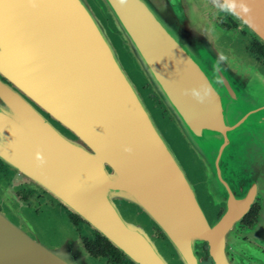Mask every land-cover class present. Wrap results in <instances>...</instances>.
I'll list each match as a JSON object with an SVG mask.
<instances>
[{
    "label": "water",
    "instance_id": "1",
    "mask_svg": "<svg viewBox=\"0 0 264 264\" xmlns=\"http://www.w3.org/2000/svg\"><path fill=\"white\" fill-rule=\"evenodd\" d=\"M236 2L249 12L231 14L264 45V0ZM192 9L189 0H0V159L135 264H196L202 242L211 264H233L225 244L255 196L246 235L264 248V67ZM201 82L212 88L207 102L183 94ZM156 114L193 158L195 180ZM202 203L224 214L212 224ZM0 264L98 262L64 208L36 215L0 185Z\"/></svg>",
    "mask_w": 264,
    "mask_h": 264
},
{
    "label": "flooded vegetation",
    "instance_id": "2",
    "mask_svg": "<svg viewBox=\"0 0 264 264\" xmlns=\"http://www.w3.org/2000/svg\"><path fill=\"white\" fill-rule=\"evenodd\" d=\"M227 19H229L227 17ZM224 25V24H223ZM3 81H5L4 78H2ZM151 97H150V96ZM148 96L152 99L153 106L158 107L159 103L158 101L152 97L151 94ZM39 112L42 113V115L52 123V125L56 126L58 123L54 120H52L47 113H44L39 110ZM161 113H163V110H161ZM67 131V130H66ZM15 177V180H13ZM12 181L16 182L14 195L23 203H25L27 206L31 207V210L35 213H39L40 207L47 205L50 207H59L63 206L51 193H49L46 189L40 188V187H31L29 183L26 185V181L23 179V175L17 172L14 168L6 164L4 161L0 159V184L5 189L7 186H11ZM25 182V183H24ZM120 205V203H119ZM259 206H260V198L258 196H255L252 200L249 209L243 213V215L237 220L235 223V226L231 229L233 231L231 239H227V243L225 244V250L228 256V259L233 264H240V262L243 260L244 256H254L255 258H259L260 264H264V248L255 247L249 243V238H247L244 235V232L251 228L258 217L259 213ZM66 213L69 215L72 212L63 206ZM131 211L135 218H137V222H139L140 226L144 228L150 238H153L154 240L158 241L162 244L165 252L170 253L172 255V252L170 250L169 244L165 241L167 240L165 235L160 231V229L155 225L154 221L140 208H138L136 205H131ZM209 212V214H208ZM208 212H204L206 218L209 220L210 223H215L217 220L220 219V217L224 214V208L222 206H219L216 211L212 212L209 208ZM74 214V213H73ZM73 225L76 227L79 236L87 233L90 234L94 230L91 226L87 224V222L80 219H71ZM81 225H84L86 228V231L81 230ZM80 238V237H79ZM107 240V239H106ZM208 244L207 242H202L201 248L198 250V256L196 264L200 262L199 260V254L201 253L202 256H204L205 261H207V264H211L208 258L207 254ZM119 250V249H118ZM121 252V250H119ZM206 254V256H205ZM241 254V255H240ZM122 260L124 261L123 264H135L131 260H129L122 252H121ZM242 258V259H241ZM98 259V257L96 258ZM101 261L103 264H109V262L106 259L101 258Z\"/></svg>",
    "mask_w": 264,
    "mask_h": 264
},
{
    "label": "rangeland",
    "instance_id": "3",
    "mask_svg": "<svg viewBox=\"0 0 264 264\" xmlns=\"http://www.w3.org/2000/svg\"><path fill=\"white\" fill-rule=\"evenodd\" d=\"M189 3L191 4V7L193 8L192 10L194 12V15L198 20L206 21V22H209L211 24H214V25H216V26H218V27H220L226 31L228 30V31L232 32L236 36L241 34L242 30H244V29H245L244 31H247V29L245 27H243L242 23L236 17H234L230 12L229 13L233 16V18L231 17V18L227 19V16L224 14V11H221V8L224 6L220 2V0H189ZM101 18L102 17H100V19ZM101 20L104 22L103 19H101ZM227 23H228L229 28L226 27ZM241 35H243L244 37H247V35H245V34H241ZM114 42H116V40ZM116 45H118V44H116ZM120 59L122 60L125 68H127L128 70H130V72H132L131 67L129 68L128 61L125 59V55H120ZM142 87L146 88L147 85L143 84ZM149 94H151L152 97H154L156 99V97L154 96V94L151 90L147 91V96ZM151 101H152V99H151ZM152 105H153V102H152ZM153 107H155V106H153ZM158 107H160V105ZM161 110H163V109L161 108ZM155 117H156L157 123H159V125L161 126L163 131L167 134L166 137L169 140V143L171 144V146L173 147L177 157L180 159L181 163L183 164L185 171L187 172L189 178H191L192 180H195V178L198 176V173L196 174L197 169L194 168V166L192 165V164H194L193 158L191 156H188L187 153L182 150V146L179 145V143L177 141L174 142L173 135L169 134L170 131L168 129H166V127H165L166 125L164 124L165 122L163 121L162 117H160L158 114H156ZM13 180H15V177ZM16 185H17L16 182L12 181L11 186H7V188H6V194L12 195L14 198L19 200L14 195ZM26 185H27V183H26ZM258 197L260 198V203H261V197L260 196H258ZM202 205H203V209L206 212H208L209 211V205L205 204V203H202ZM45 206H47V205H45ZM208 214H209V212H208ZM257 219H258V217H257ZM251 228H249L248 230H246L244 232V235L247 238H249V237L246 235V232L249 231ZM81 230L86 231V228L84 225H81ZM232 234H233V231H230L228 239H231L232 236H236V235H232ZM250 240H249V243L252 244V242ZM252 245L254 246V244H252ZM255 247H258V246H255ZM260 248H262V247H260ZM241 257H243V260L240 262V264H260V261H261L259 258H255L254 256L248 257V256H245V254H244V256L241 255ZM199 260H200V262L198 264H207V261H205L204 256H202L201 253L199 254Z\"/></svg>",
    "mask_w": 264,
    "mask_h": 264
},
{
    "label": "trees",
    "instance_id": "4",
    "mask_svg": "<svg viewBox=\"0 0 264 264\" xmlns=\"http://www.w3.org/2000/svg\"><path fill=\"white\" fill-rule=\"evenodd\" d=\"M224 14L228 18H231V17L233 18V16L229 12L224 11ZM226 27L229 28L228 23ZM244 30H242L241 34H245L247 35V37H244L241 34L237 35L239 41L242 44L243 49L251 58H253L256 61L257 64H260L261 66L264 67V45L258 39H256L252 34ZM228 32L234 35L232 32L230 31ZM43 207H45V205L40 207L39 213ZM59 207L64 208L63 206H59ZM29 208L31 209V207ZM39 213H35V214L38 215ZM65 214H66V217L69 223L71 224V226L77 233V237L79 239L82 249L91 259L98 262V264H103V262L101 261V258L106 259L109 262V264H123L124 263L121 257V252L118 250V248L114 246L111 242L106 240L103 236H101L95 230H92L93 232L90 234L84 233L79 236V233L76 227L73 225L71 219H74V220L80 219V217L73 213L68 215L66 211H65ZM97 257L98 259H96Z\"/></svg>",
    "mask_w": 264,
    "mask_h": 264
},
{
    "label": "clouds",
    "instance_id": "5",
    "mask_svg": "<svg viewBox=\"0 0 264 264\" xmlns=\"http://www.w3.org/2000/svg\"><path fill=\"white\" fill-rule=\"evenodd\" d=\"M119 3L122 5L125 3V0H119ZM237 8H239V13L247 14L249 12V8L243 2L237 4L236 0H230V2L225 7L221 8V11L237 14ZM220 59L223 61L226 58L221 57ZM182 92L183 94L190 95L191 97H193L198 103L207 102L213 94L211 86L204 82H201L195 87L183 89ZM35 161L37 166H40L44 163V158L39 151L35 153Z\"/></svg>",
    "mask_w": 264,
    "mask_h": 264
}]
</instances>
